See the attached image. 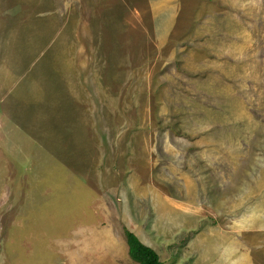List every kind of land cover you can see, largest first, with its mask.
<instances>
[{"label": "rangeland", "instance_id": "374dc122", "mask_svg": "<svg viewBox=\"0 0 264 264\" xmlns=\"http://www.w3.org/2000/svg\"><path fill=\"white\" fill-rule=\"evenodd\" d=\"M0 36L75 131L0 122V264H264V0H0Z\"/></svg>", "mask_w": 264, "mask_h": 264}, {"label": "crops", "instance_id": "0c3cea01", "mask_svg": "<svg viewBox=\"0 0 264 264\" xmlns=\"http://www.w3.org/2000/svg\"><path fill=\"white\" fill-rule=\"evenodd\" d=\"M20 29L14 32L13 35H8L9 40L14 41V46L18 45L17 40L20 34L24 33L21 32ZM41 36L38 40H46L47 37H50L42 33ZM4 44L0 45V50L2 49L1 52H3L4 55L27 57L26 59L29 61V64L33 60L38 59V52L42 49L41 45L43 43H35L33 49H16L13 48L14 46L5 47ZM49 62H51V59L47 60L46 63H42L41 67L44 65L45 69L40 71L39 69H35L36 65L34 67L33 64H27V66H25L21 59L18 63H14V60L13 63L4 61L0 68L1 72H3V74L0 75V105L3 111V114H0V122L4 121L6 127L8 124L9 128L13 127L18 129V122L21 121L24 129L28 130L25 135L26 143L45 144L47 141V143L49 142L48 151H54L55 146L57 149L60 148L61 150L65 149V146H69L70 150L74 148V146L71 145L72 142H75L74 130L73 135H67L65 133L66 138L68 136L69 142L68 139L56 140L53 138L54 134H61L59 131L63 129L65 131L69 130V126L65 123L64 117H59L55 114L58 90L55 89V86L47 84V81L52 77L53 71L52 67L47 66V64L51 65ZM15 64H17V66H13ZM32 67L33 69L31 71ZM21 81H23V83ZM1 132H5V135L0 136V143L4 145L8 140L7 129L3 128ZM48 134L52 136L50 141L47 139ZM13 142L18 145L16 140H13Z\"/></svg>", "mask_w": 264, "mask_h": 264}, {"label": "trees", "instance_id": "16d2710c", "mask_svg": "<svg viewBox=\"0 0 264 264\" xmlns=\"http://www.w3.org/2000/svg\"><path fill=\"white\" fill-rule=\"evenodd\" d=\"M126 237L129 255L139 264H164L159 254L150 246L145 245L135 233L127 231Z\"/></svg>", "mask_w": 264, "mask_h": 264}]
</instances>
